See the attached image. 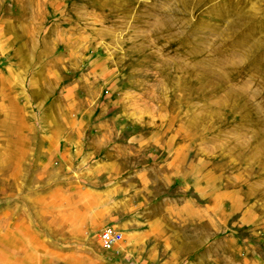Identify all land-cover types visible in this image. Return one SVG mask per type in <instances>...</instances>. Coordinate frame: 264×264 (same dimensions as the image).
Here are the masks:
<instances>
[{
  "label": "rangeland",
  "instance_id": "rangeland-1",
  "mask_svg": "<svg viewBox=\"0 0 264 264\" xmlns=\"http://www.w3.org/2000/svg\"><path fill=\"white\" fill-rule=\"evenodd\" d=\"M0 264H264V0H0Z\"/></svg>",
  "mask_w": 264,
  "mask_h": 264
},
{
  "label": "crops",
  "instance_id": "crops-1",
  "mask_svg": "<svg viewBox=\"0 0 264 264\" xmlns=\"http://www.w3.org/2000/svg\"><path fill=\"white\" fill-rule=\"evenodd\" d=\"M96 191L100 192L101 194L106 191L109 195L110 191H108L107 187L102 189H97ZM108 203V202H107ZM134 205L126 200L125 204L121 208L120 215L123 216L124 214H128V216L121 219L120 224L122 230L128 235H156L162 232L163 234H170V231L165 228V222L160 221L159 218L150 219L149 222L141 220L132 214V209ZM125 216V215H124ZM143 224H145L143 226ZM211 232L203 234L202 231H195L194 235H201L199 238H202V235H207V238L213 239L215 236V232L218 230V221L215 219V223L211 220ZM214 229H213V228ZM214 230V232H213Z\"/></svg>",
  "mask_w": 264,
  "mask_h": 264
},
{
  "label": "built area",
  "instance_id": "built-area-1",
  "mask_svg": "<svg viewBox=\"0 0 264 264\" xmlns=\"http://www.w3.org/2000/svg\"><path fill=\"white\" fill-rule=\"evenodd\" d=\"M99 237L105 248L114 249L124 240V232L115 226H107L101 231Z\"/></svg>",
  "mask_w": 264,
  "mask_h": 264
}]
</instances>
